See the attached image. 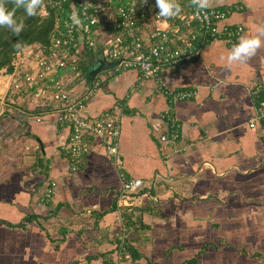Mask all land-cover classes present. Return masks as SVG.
<instances>
[{"label": "crops", "instance_id": "0c3cea01", "mask_svg": "<svg viewBox=\"0 0 264 264\" xmlns=\"http://www.w3.org/2000/svg\"><path fill=\"white\" fill-rule=\"evenodd\" d=\"M213 6L228 10L220 26L242 25L238 40L264 26V0ZM152 24L138 20L144 39ZM97 32L101 47L107 33ZM199 47L189 61L160 66L158 77L122 65L89 82L71 73L74 90L93 86L88 116L124 104L118 167L101 138L89 136L88 153L71 169L69 126L30 90L36 111L1 116L0 126L24 134L0 141V264H264V120L249 125L264 84V47L230 69L223 58L232 45L222 37ZM163 87L195 93L171 100ZM165 110L179 123L175 139H161L170 129ZM120 169L143 187L122 191Z\"/></svg>", "mask_w": 264, "mask_h": 264}, {"label": "built area", "instance_id": "2783aa9c", "mask_svg": "<svg viewBox=\"0 0 264 264\" xmlns=\"http://www.w3.org/2000/svg\"><path fill=\"white\" fill-rule=\"evenodd\" d=\"M66 1L54 0L61 7L60 14L56 16L57 35L52 46L47 51L41 48L34 50L33 47L19 51L6 90L18 93L24 88V91L34 92L51 105L61 124L69 126V137L64 148L73 170L90 149L89 136L101 138L105 152L118 167L121 130L118 110L124 106L117 103L111 109L92 116L83 112L85 100L93 86L86 85L82 91L69 86L71 78L76 75L71 73H78L77 61L82 48H99L103 58L111 61L119 59L118 65L134 67L142 77H158L160 66L175 65L196 56L202 39L222 37L233 46L243 29L238 24L220 26L228 10L212 6L198 13L189 0H180L182 13L168 20L157 15L155 0H147V3H142V0H70V11L64 13L62 3ZM73 13L78 15V24L73 23ZM139 19L153 21L147 39L140 34ZM100 30L107 33L101 47L96 38ZM163 91L171 100L188 98L195 93L192 88L163 87ZM258 97L257 113L249 121L250 126L264 118V84L260 86ZM163 116L169 120L170 129L161 139H175L179 129L175 115L165 110ZM0 132V141L9 142L18 135L10 127L0 128ZM118 177L124 192L133 193L143 187L141 178L128 176L121 169L118 170ZM52 186L45 191L46 200L53 194ZM120 247L121 250L124 248L123 240H120Z\"/></svg>", "mask_w": 264, "mask_h": 264}, {"label": "trees", "instance_id": "16d2710c", "mask_svg": "<svg viewBox=\"0 0 264 264\" xmlns=\"http://www.w3.org/2000/svg\"><path fill=\"white\" fill-rule=\"evenodd\" d=\"M62 6L64 7V13L70 11V0L62 3ZM9 7H11V5H9ZM60 7L59 4L54 3V0H44V4L41 6L40 10H38L36 16L29 17L23 9L17 10L16 16L18 19L21 17L24 19L25 28L19 36L14 35L6 28H0V69L11 72L14 67L13 62L17 57V53L27 46H32L34 50L38 48L44 49L45 51L49 50L50 46L53 44L54 36L57 35V33L55 34V23L56 16L60 14ZM41 10L43 12H41ZM17 42L21 44V47H16ZM97 56H100L99 49H81L77 61L78 78H84L86 82L90 81L91 77L87 61L90 63ZM6 92L4 96L5 104L12 108L10 113H8L10 116H13L17 111H36L39 108L37 106L31 107V103L28 100L22 99L20 91L14 93L8 89ZM262 119L264 120V118ZM29 216L31 215H27L25 220H28ZM117 246L118 249H121L120 241L117 243Z\"/></svg>", "mask_w": 264, "mask_h": 264}, {"label": "clouds", "instance_id": "9594fccd", "mask_svg": "<svg viewBox=\"0 0 264 264\" xmlns=\"http://www.w3.org/2000/svg\"><path fill=\"white\" fill-rule=\"evenodd\" d=\"M142 3H147V0H142ZM190 3L198 13L213 6V0H190ZM43 4L44 0H0V28H6L19 36L24 31L25 23L22 17L17 18V10L23 9L27 16L33 17ZM155 7L158 9L157 15L164 20L178 17L183 11L180 0H155ZM72 20L74 24H78V15L73 13ZM16 47H21V44L17 42ZM262 47L264 26H257L254 33L241 36L231 47L223 58L226 60L225 67L230 69L234 63H247ZM136 183L139 184V181Z\"/></svg>", "mask_w": 264, "mask_h": 264}, {"label": "water", "instance_id": "95a60500", "mask_svg": "<svg viewBox=\"0 0 264 264\" xmlns=\"http://www.w3.org/2000/svg\"><path fill=\"white\" fill-rule=\"evenodd\" d=\"M119 59L115 60V61H111L108 60L106 58L103 57H97L95 59V61L90 62L89 64V74L91 75V77L95 76L98 72L110 68V67H114L117 66L119 64ZM10 74L11 72H7L5 71V75L0 79V102L2 100L3 97V93L5 92V90L7 89V85L10 79ZM2 113V108L0 105V115ZM152 185H153V181H152ZM152 190V188L150 189Z\"/></svg>", "mask_w": 264, "mask_h": 264}, {"label": "rangeland", "instance_id": "374dc122", "mask_svg": "<svg viewBox=\"0 0 264 264\" xmlns=\"http://www.w3.org/2000/svg\"><path fill=\"white\" fill-rule=\"evenodd\" d=\"M41 12H43L42 10H41ZM27 48V47H26ZM28 48H32V46H28ZM5 75V70L4 69H0V79L3 77ZM23 89L24 88H22V92H24L23 93V95H21V98H23V99H27V94H25V91H23ZM7 90H5V92L3 93V97H2V100H1V102H0V105H1V108H2V113H1V115H0V119H1V116H3V114H5V113H10V111L12 110V108L10 107V106H7V104H5V100H4V96H5V94L7 93L6 92ZM21 92V91H20ZM12 96V95H11ZM14 109V108H13ZM4 117V116H3ZM12 126V127H11ZM11 126H0V128H8V127H10L15 133H17L18 135L16 136V137H14L15 139H17V138H20L21 137V135H23L24 133H21V129L20 128H17L16 126H13V125H11ZM1 133V132H0ZM1 135V134H0ZM15 139H13L12 141L14 142L15 141ZM2 140V139H1ZM12 141L11 142H9V143H12ZM6 143H8V141L6 142Z\"/></svg>", "mask_w": 264, "mask_h": 264}]
</instances>
